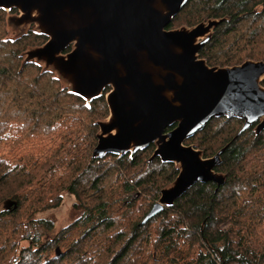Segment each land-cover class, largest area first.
<instances>
[{"label": "trees", "instance_id": "1", "mask_svg": "<svg viewBox=\"0 0 264 264\" xmlns=\"http://www.w3.org/2000/svg\"><path fill=\"white\" fill-rule=\"evenodd\" d=\"M209 20H224L199 54L210 67L264 62V0H190L167 29ZM3 33L0 264H264V131L235 139L243 121L212 120L186 145L206 159L229 145L216 169L225 183H197L143 223L178 167L151 159L154 145L93 159L107 93L88 104L42 66L22 68L25 52L48 40L35 26L15 40ZM67 193L80 217L55 232L54 220L37 216Z\"/></svg>", "mask_w": 264, "mask_h": 264}, {"label": "water", "instance_id": "2", "mask_svg": "<svg viewBox=\"0 0 264 264\" xmlns=\"http://www.w3.org/2000/svg\"><path fill=\"white\" fill-rule=\"evenodd\" d=\"M189 1L0 0V10L19 13L8 19L10 28L35 26L48 39L25 52L22 68L42 66L88 104L107 93L109 117L98 123L93 159L154 145L151 159L178 167L143 223L197 183H225L216 169L229 145L209 159L186 145L212 120L243 121L235 139L255 125L256 135L264 131V62L221 68L200 59L224 20L169 31ZM7 206L17 208L15 202Z\"/></svg>", "mask_w": 264, "mask_h": 264}, {"label": "rangeland", "instance_id": "3", "mask_svg": "<svg viewBox=\"0 0 264 264\" xmlns=\"http://www.w3.org/2000/svg\"><path fill=\"white\" fill-rule=\"evenodd\" d=\"M16 15L17 14H13L12 12H9V11L0 12V23H1L0 26L3 27V30H4L3 35L8 40H11V39L15 40L16 38H19V37H17L18 35L20 36V35H22L23 32H26L28 30V28L27 29L22 28L20 30L15 31L12 29L13 27L10 28L8 26V19L10 17H14ZM4 22H5V25H4ZM182 27H184V26L178 27L176 29H179ZM261 86L264 88V80H263V82H261ZM107 120H108V118L105 119V121H107ZM74 204H75L74 196L67 193L64 195V202L60 208L50 210V211H47L45 213H41L37 217H39V218H51L52 220H54L56 222L55 232H59L62 229L66 228L67 226L73 224L80 217V211L74 208ZM222 229L227 230L228 224L224 225L222 227ZM57 249H59V251H60V248H57Z\"/></svg>", "mask_w": 264, "mask_h": 264}, {"label": "flooded vegetation", "instance_id": "4", "mask_svg": "<svg viewBox=\"0 0 264 264\" xmlns=\"http://www.w3.org/2000/svg\"><path fill=\"white\" fill-rule=\"evenodd\" d=\"M3 11H5V10H0V12H3ZM12 11H15V10H12Z\"/></svg>", "mask_w": 264, "mask_h": 264}]
</instances>
